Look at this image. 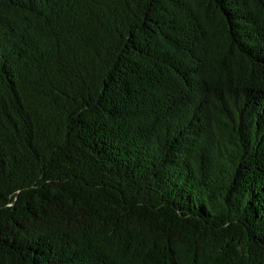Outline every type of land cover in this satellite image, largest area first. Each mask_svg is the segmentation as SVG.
Masks as SVG:
<instances>
[{
	"label": "trees",
	"instance_id": "obj_1",
	"mask_svg": "<svg viewBox=\"0 0 264 264\" xmlns=\"http://www.w3.org/2000/svg\"><path fill=\"white\" fill-rule=\"evenodd\" d=\"M0 264H264V0H0Z\"/></svg>",
	"mask_w": 264,
	"mask_h": 264
}]
</instances>
